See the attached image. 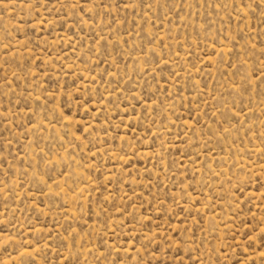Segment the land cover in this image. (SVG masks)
I'll return each mask as SVG.
<instances>
[{
	"label": "rangeland",
	"instance_id": "rangeland-1",
	"mask_svg": "<svg viewBox=\"0 0 264 264\" xmlns=\"http://www.w3.org/2000/svg\"><path fill=\"white\" fill-rule=\"evenodd\" d=\"M0 264H264V0H0Z\"/></svg>",
	"mask_w": 264,
	"mask_h": 264
}]
</instances>
